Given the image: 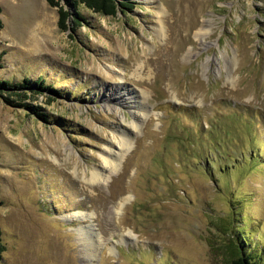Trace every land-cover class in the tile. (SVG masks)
Here are the masks:
<instances>
[{"label": "rangeland", "instance_id": "1", "mask_svg": "<svg viewBox=\"0 0 264 264\" xmlns=\"http://www.w3.org/2000/svg\"><path fill=\"white\" fill-rule=\"evenodd\" d=\"M135 1L63 31L0 0V80L45 116L0 95V264H264V0Z\"/></svg>", "mask_w": 264, "mask_h": 264}, {"label": "trees", "instance_id": "2", "mask_svg": "<svg viewBox=\"0 0 264 264\" xmlns=\"http://www.w3.org/2000/svg\"><path fill=\"white\" fill-rule=\"evenodd\" d=\"M51 6L59 7V20L58 24L61 30L63 31H76L77 28L81 27L85 18L79 10V6L81 4H85L89 9L97 12L101 15L105 16H116L119 11L123 9H130L131 7H135V0H46ZM68 6V7H67ZM2 8L0 6V30L4 27V22L1 17ZM72 24V27H71ZM2 58V52L0 53V60ZM30 79L25 78L22 82H11L7 79L0 80V95L5 96V101L10 105H13L12 101L8 98L14 96L17 99H20V102L16 106L21 108H27L29 110H33L39 117H45L44 114L39 112V108H35V106L30 105L26 101L32 97L31 83ZM37 84H42L41 88L51 89V87H45L43 84V80H38ZM39 93V92H38ZM226 250L230 254L229 264H258L256 260H254L250 253H246L244 250H240L238 246L234 242L227 243L226 242ZM7 250L6 243L3 239V231L2 226L0 224V262L3 259V254ZM240 252V253H239ZM239 253L238 255H236Z\"/></svg>", "mask_w": 264, "mask_h": 264}, {"label": "bare ground", "instance_id": "3", "mask_svg": "<svg viewBox=\"0 0 264 264\" xmlns=\"http://www.w3.org/2000/svg\"><path fill=\"white\" fill-rule=\"evenodd\" d=\"M162 12V11H161ZM161 14V13H160ZM44 22V21H43ZM41 24H42V22H40ZM40 23H38L39 25H40ZM39 27V26H38ZM43 27H44V25H43ZM40 28H41V26H40ZM159 34V33H158ZM35 40L37 41V43H39V45H40V40H39V38H37V37H35ZM34 48V47H33ZM36 50V49H35ZM122 139H124V138H122ZM58 141H56L55 142V144L50 148L51 150H52V152L54 151H56L55 153L56 154H45V156H46V159H47V161H48V164H50V165H52V166H54V167H61L62 169H63V165L66 163H63V160H61L60 158H58V156L57 155H59V156H63V155H65L66 156V158L69 160V159H71L73 162H69V163H71L72 165H73V173H75L76 175H77V172L79 171L78 170V164L75 162V160H74V157H73V150H70V151H68L69 150V148L67 147V145H64V149L62 150L63 151V153L61 154L60 152H59V142L57 143ZM53 143V142H52ZM127 143V141L126 140H124V142L123 143H121L122 144V146H124V148H129V146L126 144ZM128 144H129V142H128ZM127 146V147H126ZM131 147V146H130ZM64 157V156H63ZM45 159V158H44ZM64 159V158H63ZM65 161H66V159H65ZM105 162L108 164V163H111V160H109L108 159V157L107 158H105ZM68 163V162H67ZM68 165V164H67ZM69 166V165H68ZM71 167V166H70ZM69 167V168H70ZM61 169V170H62ZM64 170V169H63ZM71 171V170H70ZM72 172H70V173H72ZM85 173V175H87V173H86V171L84 172ZM102 173H100L99 171H97V170H94V171H92L91 172V176H90V178H87V181H89L90 183H92L93 185H95V184H97L98 182H100L102 179L100 178V175H101ZM86 177V176H85ZM80 213L79 212H77V211H71L69 214H68V220H74V218H78V219H80ZM84 218V217H83ZM67 221V220H66ZM72 230H76V229H74V228H72Z\"/></svg>", "mask_w": 264, "mask_h": 264}]
</instances>
